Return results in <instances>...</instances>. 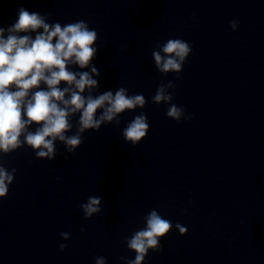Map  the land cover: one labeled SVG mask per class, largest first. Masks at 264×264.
Listing matches in <instances>:
<instances>
[{
  "label": "clouds",
  "instance_id": "1",
  "mask_svg": "<svg viewBox=\"0 0 264 264\" xmlns=\"http://www.w3.org/2000/svg\"><path fill=\"white\" fill-rule=\"evenodd\" d=\"M49 19V14L20 7L14 23L0 26V160L27 146L37 159L52 161L58 155L57 142L64 146L66 154L60 155L67 160V154L82 145L86 132L99 131L102 125L119 126L122 114L143 109L147 103L142 94L130 95L122 86L96 94L102 75L93 63L99 51L98 32L85 20L61 24ZM229 23L236 31L239 21ZM192 51L189 42L174 38L157 45L151 56L159 73H174L180 79ZM174 87L172 81L160 84L152 103L168 105L166 116L171 120H191V114L172 103L170 90ZM149 130L148 118L141 112L126 124L122 137L135 146ZM16 172L0 162V198L7 196ZM102 201V196H89L80 205L84 218L101 213ZM173 227L180 234L187 232L186 227L173 225L156 209L149 211L144 227L124 238L135 258L121 256L120 260L123 264H144L150 251L161 250V240ZM60 235L65 241L70 238L68 232ZM59 248L63 251L67 244L61 243ZM95 264H106V259L96 257Z\"/></svg>",
  "mask_w": 264,
  "mask_h": 264
}]
</instances>
